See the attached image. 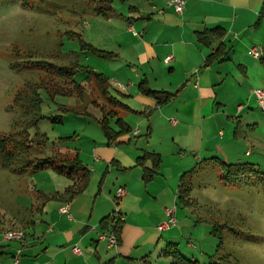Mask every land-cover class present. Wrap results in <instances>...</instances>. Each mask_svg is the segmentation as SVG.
<instances>
[{"label": "crops", "instance_id": "1", "mask_svg": "<svg viewBox=\"0 0 264 264\" xmlns=\"http://www.w3.org/2000/svg\"><path fill=\"white\" fill-rule=\"evenodd\" d=\"M168 1L127 0L117 10L114 0L97 1L104 7L93 12L103 20L88 23L81 35L93 46L118 55L111 61L92 56L102 62L91 66L106 76L110 94L125 106L116 111L131 132L114 143L103 134L84 135L94 130L87 126L78 129L82 131L75 134L76 140L63 143L58 140L70 135L52 140L44 133L49 138L47 150L78 154L87 168L88 185L71 201H47L40 194H63L75 181L53 170L35 173L46 182L32 190L36 201L31 209L37 217L24 226H5L0 221V264H73V259L75 264H150L153 244L158 256L160 249L165 250L164 243L180 245L174 241L178 235L171 234L183 231V225L176 226L178 221L168 231L157 227L166 217L165 209L180 202L181 186L189 188V173L204 164L219 165L216 158L255 169L256 163L245 160L264 146V110L254 93L264 92V67L249 50L259 48L264 58V0H188L182 14ZM215 28L225 31L221 41L210 46L197 41V33ZM220 43L226 57L203 67ZM168 56L172 59L166 62ZM144 81L149 89L174 96L157 105L155 98L139 89ZM68 100L57 96L47 103L53 111L59 104L73 108L75 103ZM97 111L98 121L101 113ZM64 118L68 117H63L62 125ZM97 121L93 122L99 126ZM238 128L239 138L235 137ZM144 152L159 154L162 162L157 176L147 184L136 163ZM145 167L151 168V161ZM119 188L126 191L120 200ZM64 205H69L71 218L59 212ZM115 216L124 225L121 243L110 246L99 240L100 233L111 232L102 230L101 221ZM13 231L24 232V242L5 241V234ZM165 233L168 239L163 240ZM74 247L81 254H75ZM161 259L174 263L162 255Z\"/></svg>", "mask_w": 264, "mask_h": 264}, {"label": "rangeland", "instance_id": "2", "mask_svg": "<svg viewBox=\"0 0 264 264\" xmlns=\"http://www.w3.org/2000/svg\"><path fill=\"white\" fill-rule=\"evenodd\" d=\"M97 1L90 5V0H0V137L9 136L13 124L23 120V113L15 103L17 92L45 76V71L27 65L34 61L68 67L67 54L80 52L78 40L70 38L69 33L81 35L88 23L98 24L95 23L97 18L103 20L93 12L95 7H104ZM114 2L117 10L122 4L118 0ZM81 56L85 66L92 67L94 62H102L91 55H88L91 60L88 62L87 54ZM83 76L78 74L75 80L81 82ZM39 92L43 100L40 112L44 118L29 128L33 141L37 133H47L52 140L66 135L76 136L82 131L78 129L86 126L87 130H94L86 131L84 135L103 136L100 127L93 122L98 111L90 104L91 97L82 101L72 96L68 100L75 103L73 109L90 114L80 116L73 112L63 113L59 106L57 111H53L47 101L55 98L51 99L42 89ZM59 105L64 107L65 104ZM57 115L68 117L64 118L65 125L52 124L48 120L50 116ZM253 127L255 125L249 129ZM33 147L36 151H32V156L52 154V150H47L44 145L38 147L35 143ZM261 150L253 151L252 156L245 160L256 163L258 173L234 184L222 180L220 165L204 164L189 173L187 185L192 203L185 206L177 202L167 207L173 209L176 206V226L183 225V231L171 233L178 235L179 239L174 241H180V245L175 247L181 255L200 264L209 262L213 255H229L238 264H264V146ZM38 178L41 177L32 170H6L0 160V221L3 220L5 226L11 223L24 226L25 222L37 217L36 211L31 209L36 201L33 189L46 183ZM166 239L167 233L163 234V240ZM156 246L153 244L151 247L150 264H171L166 259L159 261L161 255L172 259L165 255L168 244H163L164 252L159 248V256ZM80 249L85 253V248L80 246ZM76 261L73 259V264Z\"/></svg>", "mask_w": 264, "mask_h": 264}, {"label": "trees", "instance_id": "3", "mask_svg": "<svg viewBox=\"0 0 264 264\" xmlns=\"http://www.w3.org/2000/svg\"><path fill=\"white\" fill-rule=\"evenodd\" d=\"M125 1L127 0H120V2ZM98 13H102V11H99ZM196 36L197 41L200 44L210 46L214 41H221L225 37V31L221 28H215L197 33ZM69 37L78 40L80 44V52H70L67 54L68 67H59L46 62L34 61H30V64L27 65L28 67L36 68L42 72L45 71V76L40 79L39 82L30 83L26 89L17 92L15 95V103L23 113V120L19 124L18 122L13 124L9 136L0 137V160L3 168L6 170L14 172L32 170L34 173L53 170L58 174L65 175L69 180L71 179L75 181L74 185L68 187L63 194H40L47 201L57 199L71 201L77 194L86 189L89 179L87 168L80 160L78 154L70 155L67 153L62 154L58 151H52V154L46 157L32 156V151H36L33 144L36 143L39 147L40 145L47 146L49 142V138L46 134L37 133L35 141H33L34 138L31 137L29 133L30 126L37 124L44 118L40 112L43 100L41 99L39 90L42 89L51 99H54L57 96H63L70 99L73 96V98H78L83 101L84 99L91 97L90 104L101 113V118L98 121L95 117L93 119L97 121L103 135L110 143L116 142L120 136L131 132V128L118 116L116 109L125 106L110 94L109 89L111 86L109 80L104 74L97 72L90 66H85L82 63L81 57L82 54H87L106 61H111L118 58V55L114 52L102 50L93 46L86 42L82 35L75 32H70ZM226 55L227 52L225 46L223 43H220L206 58L203 67L208 68L214 63L222 61ZM260 59V63L264 67V58L262 59L260 57ZM78 74L84 75L81 82L75 80V77ZM83 83H86V85H83ZM139 89L145 96L155 98L157 105L166 104L174 96L165 92L149 89L145 81L139 84ZM93 98L96 100H93ZM59 110L63 113L73 112L80 116L90 115L87 111L81 112V110H75L66 106H59ZM45 118L47 119V117ZM48 120L51 121L52 124L60 125L63 123V116H50ZM113 124L116 128L113 127ZM235 137H241L239 128L235 130ZM76 138V136H72L68 138H60L58 141L63 143L72 140L74 141ZM147 161H151V168L145 167ZM216 161L223 170L222 180L227 183L234 184L235 182L242 181L241 179L246 176H254L258 173L252 165L229 164L218 158H216ZM136 163L138 167H142L143 182L147 184L157 176L162 162L159 154L144 152L137 158ZM189 196L190 188H186L185 185H182L180 189V202L184 203L185 206L190 205L192 202ZM123 225L124 223L120 219H113L110 217L101 221L102 230L104 232L112 231L116 237L117 245L121 243ZM221 245L222 242H220V246ZM165 255L174 259L175 264H200L198 261H192L181 255L175 245L167 247ZM205 264L238 263L229 255L218 257L213 255L209 257V262Z\"/></svg>", "mask_w": 264, "mask_h": 264}, {"label": "built area", "instance_id": "4", "mask_svg": "<svg viewBox=\"0 0 264 264\" xmlns=\"http://www.w3.org/2000/svg\"><path fill=\"white\" fill-rule=\"evenodd\" d=\"M188 0H169L168 1V5L171 6L176 12L178 13H183L184 9L186 8V4H187ZM163 10H160L159 13H163ZM136 34V33H135ZM249 54L252 55L254 58H260L262 55V52L259 48L257 47H252L249 50ZM172 59L171 56H168L166 58V62H169ZM117 87L120 88H124L122 85L120 84H116ZM256 98H257V102L260 106V108L262 110H264V92L262 90H255L254 91ZM126 194V191L124 188H119L117 190V199H121L124 195ZM59 212L61 214H65L68 216V218H71V214H69V205H64L59 209ZM166 212V217L165 219L160 222V224L158 225L157 229L160 232H164V231H168L171 227L175 226L177 223L176 217H175V213L174 210L171 208H166L165 209ZM114 219H117V216L114 217ZM121 220V218H118ZM25 239V235L21 232H8L5 234L4 240L7 242H11V241H21L24 242ZM99 240H104L107 241L109 243L110 246H117V240L115 235L113 234V232H109V233H100L99 234ZM73 251L75 254H81V251L79 250V248L74 247ZM18 262V260H16V263Z\"/></svg>", "mask_w": 264, "mask_h": 264}]
</instances>
